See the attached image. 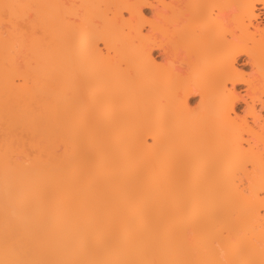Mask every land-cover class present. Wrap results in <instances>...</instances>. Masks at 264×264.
Instances as JSON below:
<instances>
[{
    "label": "bare ground",
    "instance_id": "1",
    "mask_svg": "<svg viewBox=\"0 0 264 264\" xmlns=\"http://www.w3.org/2000/svg\"><path fill=\"white\" fill-rule=\"evenodd\" d=\"M260 15L264 0H0L1 121L44 117L58 149L26 166L0 132V264H264Z\"/></svg>",
    "mask_w": 264,
    "mask_h": 264
},
{
    "label": "rangeland",
    "instance_id": "2",
    "mask_svg": "<svg viewBox=\"0 0 264 264\" xmlns=\"http://www.w3.org/2000/svg\"><path fill=\"white\" fill-rule=\"evenodd\" d=\"M167 2H169V0H167ZM69 3H70V2H69ZM70 5H73V4H70ZM259 8H260V7H259ZM144 13H145L147 16H150V15H151L149 10H145ZM257 13H260V12L257 11ZM26 18H27L26 20H27V22H28L29 18H28V17H26ZM5 21H7V20H5ZM5 21L2 22V25H1V26H2V27H1V28H2V31H4L3 27L6 29L5 31H7V29L10 28V27H9L10 24H9V26H8V22H7V24H6ZM259 22H261V24H262V22L264 23V19L262 18L261 15H260V18L257 19L256 24H258ZM5 24H6V25H5ZM19 24H25V23H24V22H19ZM261 24H260V25H261ZM6 26H7V27H6ZM261 27H264V24H262ZM5 31H4V32H5ZM158 56H159V53L156 51V52H155V58H157V60L160 61V59H159ZM247 60H248V59H247L246 57H241V58L239 59V61H238V66H239L240 69H242V70L245 71L246 73H250L251 65L248 63ZM18 83H19V82H18ZM241 90H242V89H241ZM241 90H238V91H241ZM32 102H33V101H32ZM198 102H199V97H197V96H194L193 98L190 99V104H191V106H194V107H195L196 104H198ZM26 104H29V105H30V104H32V103H31V102L29 103V102L27 101ZM34 105H35V104H34ZM24 107H26V106H24ZM30 107H31V106H30ZM37 107L39 108V105H38ZM26 108H29V107H26ZM31 108H32V107H31ZM32 109H33V108H32ZM35 109H36V108H35ZM243 109H244V105H243V106L241 105L239 108H236V111H235V112H236V113H241V111H242ZM30 110H31V109H30ZM39 110H40V108H39ZM39 110H38V112H39ZM24 111H25V110H24ZM26 111H28V109H27ZM40 111H41V110H40ZM29 112H30V111H29ZM22 113H23V111H22ZM32 113H33V112H32ZM32 113H31V114H32ZM4 114H5V113H3V115H4ZM24 114H25V112H24ZM24 114H22V115H24ZM31 114H30V116H31ZM33 114H34V113H33ZM39 114H40V113H39ZM3 115H0V117L3 116ZM5 115H6V114H5ZM25 115H26V114H25ZM28 115H29V114H28ZM263 116H264V114H263ZM24 117H25V116H23V119L25 120ZM37 117H38V116H37ZM37 117H36V118H37ZM4 118H5V119H8V116H7V117L5 116ZM9 118H10V116H9ZM12 118H13V121H14V119H16L15 116L12 117ZM26 118H27V115H26ZM39 118H40V117H38V119H39ZM43 118H44V117H43ZM43 118H41L42 121H41V126H40V127H39V124H37V125L35 124V123H37L36 120H38V119L35 120V121H36L35 123H34V120L32 119V120H33V123L35 124V127H34V125L32 124V125H33L32 128L34 127L36 130H35L34 128H33V130H32V129H31V126L29 127L30 130H28L29 123H28V124L26 123V122L28 121L27 119H26V122H25V123H24V120H21V119H20L21 122H20V123H17L18 125H16V122H19V119H18L16 122L14 121V124H13V125H12V123H13L12 119H11V121H10V119H8L9 122L11 123V126H14V125L16 126V127L14 126V127L12 128V127H10V126L8 125V126L11 128V130H13V129L16 128V129L13 130L12 132H10V129H9V131H8V128H5V127H4V125H5L6 127H8V126L6 125V124H7L6 122H8V120H7V121H4V120H3L4 122H2L1 120H2L3 118L1 117V119H0V127H2V129L0 128V129H1L0 132L3 133V131H4V133H3L4 135H5L6 133L8 134V132H10L8 136L11 137V138L9 137L10 139L7 138V134H6V135H5V140H4V141L7 142V141L10 140V142H9L10 144H13L14 142H15V144H16V142H18V143H17V144H18L17 146L14 144V145H15V148H18V149H15V148H12V149H15V150H14V151H16L15 153H18V151H19V153H18V154H15V155H13V156H14V157H16V156H18V155L20 156V153H21V155H22V154H23V155H26V151H25V150H27V155H29V157H30V155H32V154L34 153V154H33L34 156L32 155V156H31V157H32L31 159H30V158H27V157H26L27 155L25 156V158H27V159L24 160L25 164H23V165H26V166H27V165L29 166V164L32 165L31 163H33V162H31V160H32L33 158H34V160H36V157H37V161L39 160L40 163H41L42 161H43V163H44V162H45V163H49V160H47L46 156H47L48 158L53 157L52 155L49 156V153L47 152L49 149H50V150H49L50 153L52 152L51 147H49V145L52 146L53 152H54L55 149H56V151H55V152H56V155H57V153H58V149L56 148V145L54 144V147H53V145L50 144V142L52 141V140H50L51 135H50L49 133L47 134V130H49V129H47V130L45 129V132H43V133H46V135H45L46 137H44V136L41 137V134H42V133H40V132H42V130L44 129V127H43L44 124H46V126L49 127V125H48L47 123L43 122V121H44ZM28 119H29V117H28ZM39 120H40V119H39ZM22 121H23V123H24L25 125L22 123ZM30 121H31V120L29 119L28 122H30ZM38 122L40 123V121H38ZM42 122H43V124H42ZM4 123H5V124H4ZM2 124H3V125H2ZM20 124H21V125H20ZM30 124H31V122H30ZM1 125H2V126H1ZM23 125H24V126H23ZM27 125H28V126H27ZM17 126H18V128H17ZM47 127H46V128H47ZM3 128H4V130H3ZM20 128H21V130H20ZM22 128H23V129H22ZM17 129H18V133H17V131H16ZM24 129H25V130H24ZM5 131H6V132H5ZM15 131H16V132H15ZM19 131H21L23 134H22L21 132H19ZM23 131H25L26 133L23 132ZM37 131H38V132H37ZM43 131H44V130H43ZM30 132H31L32 135L30 134ZM1 133H0V137H1ZM11 133H12V135H10ZM19 133L22 134V135H25V137H29V138L26 139L24 136L21 135L22 137H24V138H23L24 140H22V137L19 135L21 139H20V138L17 139ZM28 133H29V134H28ZM33 133H35V135H34ZM13 134H14V135H13ZM26 134H27V135H26ZM49 135H50V137H49ZM39 136H40V138H39ZM3 137H4V136L2 135V139H3ZM12 137H13V138H12ZM14 138H15V139H14ZM43 138H44V140H43ZM2 139H1V140H2ZM12 139H14V140H12ZM48 139H49V140H48ZM51 139H52V138H51ZM11 140L13 141V143H11ZM16 140H19V141H16ZM20 140H21V141H20ZM29 140H30V141H29ZM38 140H40V141H38ZM2 141H3V140H2ZM27 141H28V143H27ZM44 141H45V142L48 141V143L46 142V144H48V148H49V149H47V146L43 144ZM49 141H50V142H49ZM21 142H22L23 144H21ZM52 142H53V141H52ZM2 143H3V142H2ZM2 143H0V144H2ZM41 143H42V144H41ZM53 143H54V142H53ZM14 145H13V146H14ZM19 145H21L20 148L23 149V150H20V149H19ZM22 145H23V147L26 148V149H24V148L22 147ZM27 145H28V146H27ZM9 146H10V145H9ZM42 146H44V148H42ZM11 147H12V146H11ZM41 148L43 149V151H45V149L47 150V151H45V152H47V153H45L46 155H45L44 152L41 150ZM32 149H34L35 151L33 150V152H32ZM38 150L42 151L41 153L45 155V158H44V155H41V154H40L41 156H43L44 159H43V158H40V157L38 158L39 153H40V151H39V153H38ZM14 151H12V152H14ZM20 151H21V152H20ZM24 151H25V154H24ZM36 151H37V152H36ZM36 153H37V154H36ZM47 154H48V155H47ZM52 154H54V153H52ZM10 155H11V154H10ZM35 155H36V157H35ZM56 155H55V157H56ZM19 156L16 157L17 159H15L14 157L11 156V157L13 158V160H12V159H11V160L14 161V159H15V160H17V163H18V161L23 162V160H22L23 156H20V157H19ZM9 157H10V156H9ZM21 157H22V158H21ZM19 158H20V159H19ZM21 160H22V161H21ZM26 160H27V162H28V161H30V162H28V164H27ZM50 160H51V158H50ZM32 161H33V160H32ZM47 161H48V162H47ZM35 162H36V161H35ZM36 163H37V162H36ZM45 163H44V165H46ZM38 164H39V163H38ZM41 164H42V163H41ZM48 165H49V164H47L46 167L43 166V167H44V170H45V169L48 170V168H47ZM33 166H34V165H33ZM48 167H49V166H48ZM45 171H46V170H45ZM47 173H48V172H47ZM45 174H46V172H45ZM45 176H47V177H45V179H47V178H48V175L46 174ZM45 181H48V180H45ZM45 181H44V182H45ZM50 181H51V180L49 179V181H48L47 183H48L49 185H50V184H53V183H52L53 181H51V182H50ZM45 186L48 187L47 184H45ZM45 186H44V187H45ZM51 186H53V185H51ZM45 188H46V187H45ZM48 189H49V187L46 188L47 192H48ZM48 193H49V192H48ZM48 195H49V194H48ZM48 195L46 196V198L48 197ZM50 196H51V195H50ZM48 198H49V200L51 201L52 196H51V197H48ZM48 198L43 200V201H46V202L41 203V207L44 208V209H46V210H44V212H45V216H46V218H48V220L50 221V220L53 218V215H52V214H53V210H52V201H51V203H50V205H49V203H48V201H49ZM53 199H54V198H53ZM50 201H49V202H50ZM45 203H46V204H45ZM47 203H48L49 207H48ZM44 205H46V206H44ZM48 208H49V209H48ZM47 216H48V217H47Z\"/></svg>",
    "mask_w": 264,
    "mask_h": 264
},
{
    "label": "snow or ice",
    "instance_id": "3",
    "mask_svg": "<svg viewBox=\"0 0 264 264\" xmlns=\"http://www.w3.org/2000/svg\"><path fill=\"white\" fill-rule=\"evenodd\" d=\"M9 7H20L19 5H13V6H5V8ZM7 15V11L5 13ZM242 78V74L238 73L233 65H228L225 74L223 77V80L221 82V87L224 89L225 96L227 95L228 89L231 88V82L233 79ZM264 114V113H262ZM262 197H264V194H262ZM261 214L264 215V209L261 210Z\"/></svg>",
    "mask_w": 264,
    "mask_h": 264
}]
</instances>
